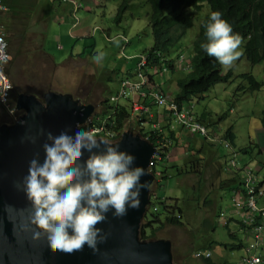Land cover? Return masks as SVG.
<instances>
[{
    "label": "rangeland",
    "instance_id": "rangeland-1",
    "mask_svg": "<svg viewBox=\"0 0 264 264\" xmlns=\"http://www.w3.org/2000/svg\"><path fill=\"white\" fill-rule=\"evenodd\" d=\"M122 1H85L88 8L76 11L81 21L72 33L68 32L69 37H81L88 29L97 31L91 32L94 38L82 39L85 41L76 49L67 46L63 52L59 51L61 54L58 60L65 61L64 67L59 69L41 58V54L37 55L33 46L26 44L34 36L31 30L4 22L11 51L8 72L16 93L43 97L49 91H54L55 83L59 81V89L82 103L93 104L96 107L95 113L103 112V104L109 99V102H115L121 80L127 71L133 69L136 58L148 53L155 43L150 27L153 9L149 0H129L128 9L118 25L115 18ZM92 2L97 5L94 6ZM53 6L51 4L50 8ZM189 13L193 15L194 27L188 30L186 37L173 49L174 57L183 53L189 57L192 55L194 40L202 20L209 15L210 8L206 4L201 12L189 10ZM67 19L64 21L65 29L71 19L74 23L73 18ZM53 25L54 23H50V26ZM104 29L111 31L112 41H108L103 35ZM59 32L64 33V30L60 28L57 34ZM48 35L54 37L51 32ZM121 35L127 40L126 47L120 40ZM63 43L66 44L65 39ZM96 43L95 53L90 52V48ZM90 44L93 45L89 47ZM246 44L247 42H242L238 49L242 53L238 60L231 66H222L224 75L233 73L232 80L220 83L187 106L196 117L205 113L204 122L210 124L209 127L218 139L227 131L233 130L237 137L235 146L227 148L219 141L207 145L204 138L181 131L185 147L195 142L194 149L186 153L183 161L185 164L178 160L185 156L182 149L175 154L170 153L167 163L169 179L162 176L150 186L151 203L165 204L168 207L178 205L184 210L182 225H166L157 232L154 239L173 242L178 264H200L196 258L199 249L211 252L215 261H226V264H243V257L249 253V240L243 225L246 211L237 207L235 199L248 168H252L256 176L264 177V64L253 66L248 61L245 55ZM100 53L103 57L97 62L93 57ZM72 56L76 59L70 61ZM187 74L182 71L167 73L162 90L166 93L171 91L176 96L179 93L178 81ZM248 74L261 83L260 91L251 89L249 82L243 77ZM124 103L125 101H121V104ZM151 108L154 114L160 112L164 115L168 111L156 104ZM128 109L129 112L132 111L130 105ZM243 149H248L249 153H244ZM187 157L191 158L185 162ZM167 165L160 163L157 168L164 172ZM259 208L264 209V195L259 198ZM221 213L224 214L223 218ZM225 220L231 222L229 227L225 226ZM213 222L215 231L207 228V223ZM155 227L156 225L147 234L150 235ZM240 244L244 248L232 249ZM260 253L264 255V243Z\"/></svg>",
    "mask_w": 264,
    "mask_h": 264
},
{
    "label": "clouds",
    "instance_id": "clouds-1",
    "mask_svg": "<svg viewBox=\"0 0 264 264\" xmlns=\"http://www.w3.org/2000/svg\"><path fill=\"white\" fill-rule=\"evenodd\" d=\"M75 3L83 5L81 2ZM4 7L6 11L2 14L1 24L3 25L9 46L10 60L6 67V74L12 87V91L10 92L8 105L2 103L0 99V107L2 108H0V116L2 115L0 118V127L5 125L14 126L27 114L26 110L18 109V100L23 94L16 93L15 87L8 72V68L11 63V51L8 33L4 22H7V16L9 13L11 15L14 13H12L11 10L5 6V4ZM81 9H84V5ZM76 11L78 10H75L74 15L75 27L78 26L81 21L77 17ZM16 13H18L21 18H24L23 22L19 23L16 21L10 23L29 29L32 33L34 31L32 14L28 12ZM204 28L206 29V41L200 46L207 52L208 56L215 57L221 66H231L234 61L239 59L242 53L238 51V49L241 47L242 37L238 33L233 32L232 26L222 18V14L220 12H212L205 21ZM92 31L95 33L97 29H93ZM89 37L94 38L92 33ZM106 38L108 41H112L111 36H106ZM120 40L125 44L124 47H126L127 40L124 35L120 36ZM27 45L33 46V50L35 49L34 52L37 53V55L41 54L38 52L37 48H35L37 44ZM59 49L61 50L63 47L61 46ZM150 53L151 52L139 55L136 58L135 67L131 69L132 71L129 69L131 73L130 71L129 73L127 72L125 77L121 80L118 96L125 82L135 81L137 63L139 62L140 58H143L144 56H148L149 58L147 71L150 76L153 75V72L157 70L158 66L163 63L170 66V71L168 73L172 72L175 74L176 72L180 71L190 73L192 70L190 65L192 55L189 57L183 53L178 57H174L173 52H171L169 56L168 54L160 53H155L153 56ZM41 55L40 57L43 58ZM47 56L49 57V55ZM102 57L103 54L100 53L97 56H94L93 59L99 62ZM181 57H184L186 60L185 66L183 68H177L176 63ZM4 59L6 62L7 57H4ZM173 69H176V72H174ZM166 74L167 73H165L164 76ZM164 76L162 77L163 81ZM49 93L71 95L55 91H49L46 94ZM46 94H44V96ZM168 94H170L176 101L177 97L175 94H173L171 91ZM36 97L44 101L43 97ZM117 99L115 102L110 101L111 105L123 107L129 112L128 105L131 106V101ZM74 101L80 102L81 105H90L82 103L75 98ZM121 101H125V103L121 104ZM148 106L152 107L153 105L150 104ZM186 109L192 111L190 108ZM166 113L169 115L168 112ZM95 115L96 113H94L85 124L77 125V131L74 135L69 134L70 129L61 131L58 135L48 132L47 140L50 141V143L45 142L43 144L45 154L43 162L41 163L39 155L37 154L36 158H33L29 161L28 174L23 178V191L25 192V195L32 206L31 211L28 212L27 215V225L23 230L32 231L33 240L45 239L47 241L48 247L53 252H58L61 254H73L75 252L81 251L85 245L92 249L93 252H96L98 250V244L106 238L103 235V230L96 226L103 223L107 219V213L109 211H112L113 217L122 218L128 214L129 209L138 210L141 204V191L144 188H148V183H142L141 178L145 174L152 175L155 177L153 181L154 183L158 181V178L164 176V172L157 168V164H160L158 163L159 160L163 159V153H167L168 160L169 154L173 153L172 151L175 147L173 129H170V131L173 132H169V130L163 127L162 124L160 128L156 127L155 125L159 124L160 120H156L154 115L151 113H148L147 116L143 115L142 117L145 119V122L139 123L137 121L138 114H133V111L129 112V118L125 122L126 128H122L121 130L115 132L105 129L113 136L106 135L105 133L97 134L94 129L92 130L93 126H100L94 121ZM151 115H153V118ZM194 117L208 128L209 132L207 135L202 136L193 134L175 121H172L175 123V125L180 126L183 130L193 136L205 138L210 142H213L212 140L217 139V141L224 143V146L227 148H232L235 146L231 141L224 138L226 133L224 136L218 139L213 129L209 127L210 124L202 121L201 117H196L195 115ZM128 131H130L132 134L139 135L149 143H151L149 141L150 137L156 138L158 140V150L155 151L154 155L152 156L146 172L143 167L134 166L136 159L134 155L129 154L127 151L119 150V144H112L120 141L123 138V135ZM139 131L145 134L147 138L143 137ZM33 142L35 141L33 140ZM226 144H228V146H226ZM167 148L169 150H166ZM85 151L89 154L86 160L83 159ZM151 162H153V165ZM262 181H264V179L260 178L258 188L263 189L264 191V185H260ZM151 198L152 196L150 194L147 213L142 222L150 213L152 204ZM152 209L154 211L157 210L156 207H153ZM222 214L223 213L220 215L221 218L224 217V214L223 216ZM183 218L184 216L182 219ZM229 223L231 222L228 220L224 221L226 227H229ZM243 225L246 228L245 235L249 240V247L250 243L253 241V234L250 231V227L245 222H243ZM149 230L150 229H148V231ZM140 240L152 241L154 239L140 238ZM263 243L264 236L261 250L263 249ZM238 246H242V248H244L243 244ZM232 249L236 250L234 248ZM261 250H259L258 253H260ZM173 254L175 264H178L174 253V245ZM245 257H243L242 260L243 264ZM262 257L264 259V255H262ZM196 258L199 261L203 259H211L212 261L216 262V264H226V261H215L212 253L205 249H199L196 252Z\"/></svg>",
    "mask_w": 264,
    "mask_h": 264
},
{
    "label": "water",
    "instance_id": "water-1",
    "mask_svg": "<svg viewBox=\"0 0 264 264\" xmlns=\"http://www.w3.org/2000/svg\"><path fill=\"white\" fill-rule=\"evenodd\" d=\"M43 98L44 101L33 95H21L18 109L26 110V116L14 126L0 127V264H175L171 241H147L139 237L155 178L152 175L141 178L148 188L141 191L138 210L129 209L122 218L113 217L109 211L107 219L96 226L106 237L96 252L87 245L73 254L53 252L45 239L33 240L32 231L23 230L32 207L23 191L29 161L38 154L43 162V144L50 143L48 132L58 135L70 129L69 134L74 135L77 125L85 124L96 110L92 104L74 101L71 95L49 93ZM112 144H119V150L134 155V166L143 167L145 172L158 150L156 145L130 131ZM88 155L85 151L83 159Z\"/></svg>",
    "mask_w": 264,
    "mask_h": 264
},
{
    "label": "trees",
    "instance_id": "trees-1",
    "mask_svg": "<svg viewBox=\"0 0 264 264\" xmlns=\"http://www.w3.org/2000/svg\"><path fill=\"white\" fill-rule=\"evenodd\" d=\"M25 0H4L5 6L14 9L15 12L20 10L19 3ZM57 3L62 5L58 0ZM152 6V15L150 27L153 31L155 43L149 51L154 56L155 53L171 54L173 49L186 37L188 30L194 27V18L189 10L201 12L207 4L210 8L209 15H206L201 22L200 30L194 40L192 46V57L190 61L191 72L185 77H181L178 81L179 93L176 95L177 103L180 107L188 108L192 105L194 99H198L207 94L212 88L220 85V83H228L233 78V73L224 75L222 66L215 57L208 56L207 52L201 48V44L206 41L204 23L212 12H220L222 18L225 19L233 28L234 33H238L242 37V42H247L245 46V55L253 66L264 64V0H149ZM129 0H123L115 18L116 23L121 24L124 13L128 9ZM18 13H14L9 17L7 23L23 22ZM48 60L47 54L41 55ZM161 63V62H159ZM176 69H173L174 72ZM130 70L127 72L129 73ZM246 81L249 82L251 89L255 92L262 89V85L255 79L253 75H244ZM204 117V115H203ZM202 117V118H203ZM129 118V112L119 106H113L106 101L103 104V112L96 113L94 121L106 130L115 132L126 128V120ZM264 127V118H263ZM143 137L145 134L139 131ZM225 139L236 144V134L233 130L226 132ZM149 141L159 146L156 138L150 137ZM166 150H169L168 148ZM244 153H249L248 149H243ZM163 159L158 163L167 165V153H163ZM168 168L164 171V178H168ZM182 172L184 168L182 167ZM242 187L240 190L246 192V181L242 179ZM264 185V181L260 183ZM156 207L154 211L152 208ZM183 208L178 205L166 206L165 204H151L149 215L142 222L140 228V238L155 239L158 231L162 230L166 225H182V217L184 216ZM181 217H180V216ZM151 234L148 235V229L153 228ZM207 228L215 231V224L207 223ZM236 250L242 249V246L234 247ZM201 264H216L211 259L200 260Z\"/></svg>",
    "mask_w": 264,
    "mask_h": 264
},
{
    "label": "built area",
    "instance_id": "built-area-1",
    "mask_svg": "<svg viewBox=\"0 0 264 264\" xmlns=\"http://www.w3.org/2000/svg\"><path fill=\"white\" fill-rule=\"evenodd\" d=\"M62 5H73L75 10L83 7L81 4L75 3L73 0H58ZM6 11L3 0H0V99L5 105L9 103L10 92L12 87L7 78L6 67L10 60L9 46L5 36L2 23V14ZM4 57H7L5 62ZM163 63V62H162ZM186 60L181 57L176 63L177 68H183ZM149 64L148 56L140 58L136 66V77L134 82H125L117 100H130L133 114H138L137 121L145 122L142 117L151 113V107L148 105H157L168 109L169 116L173 121L186 128L193 134L207 135L208 128L198 121L192 111L181 108L172 96L162 90V77L170 71V66L165 63L158 66L153 75H149L147 68ZM150 101V103H146ZM149 117V116H148ZM153 118V115H151ZM160 128L161 122L155 125ZM97 134L105 133L113 136L102 126H93L92 130ZM168 144V143H166ZM228 146V144H226ZM153 165V162H151ZM246 181V192H239L235 203L237 207L245 209V223L250 227L253 234V241L250 243L249 254L244 258V264H264V259L259 250H261L262 240L264 236V210L259 208V198L264 195L263 189L258 188L260 177L255 175L252 168H248L244 177ZM223 216V214H222Z\"/></svg>",
    "mask_w": 264,
    "mask_h": 264
},
{
    "label": "crops",
    "instance_id": "crops-1",
    "mask_svg": "<svg viewBox=\"0 0 264 264\" xmlns=\"http://www.w3.org/2000/svg\"><path fill=\"white\" fill-rule=\"evenodd\" d=\"M79 2H81L84 5V9L88 8V5L86 4V0H78ZM93 3V2H92ZM54 4L53 8H56V10H54L53 8H50V5ZM58 4V5H57ZM94 6H96V3ZM19 7L20 10L18 11L19 13L22 12H28L32 14V20H33V29L34 31L32 32V34L34 36H31L30 40L26 42V44H34L36 45V48L38 50V52H40L41 54L45 53L47 55H49L48 57V62L50 64H53V66L57 69L59 68H63L65 65V61H59L58 57L60 56V52H63L64 48L71 47L74 49H76L78 46H80L81 44H83L82 39H88V37L91 34V30L90 29H86L87 32L85 33V35L81 36V37H69L68 32L72 33V30H74L75 28H77L78 26H74L73 20H70V23L68 24L67 29H65L66 24L64 23V21L67 19V17H71L74 19V15H75V10L73 8V6H64V5H60L59 3H57L55 0H25L19 3ZM10 9V8H9ZM12 13H16L15 10L12 8L10 9ZM57 14V16H55ZM64 15H66V17H63ZM11 16V14L9 13L7 16V20H9V17ZM36 16H38V19L36 18ZM68 21V19H67ZM50 23H54L53 26H50ZM60 23V25H59ZM56 25L57 28H56ZM60 28H62L64 30V33L62 32L60 34H57V31ZM48 30V31H47ZM51 32L54 34V37L51 38V35H48V33ZM103 35L106 36H111V31L108 29H104L102 30ZM66 40V44L64 45L63 40ZM91 39H89L90 41ZM62 44L63 49H59V47H61ZM93 44H90L89 47H91ZM97 43L90 48V52L95 53L96 51V47ZM96 47V48H95ZM76 58H74L73 56L70 58L71 60H74ZM131 70V69H130ZM132 71V70H131ZM130 71V73H131ZM59 85V81H56L55 83V92H59V93H64L63 90L58 88ZM146 103H150V101H146ZM151 114L154 115V118L156 120H160L161 124L163 125V127H165L166 129L169 130V132H173L174 131V139H175V144L176 149H173V153L175 154L176 152H178L179 150H183V152L185 153V156L182 158H178V160H182V164L184 161V158H186V153H190L192 148H194V143L191 146L185 147L186 142L184 141L183 137H182V133L186 132L185 130H183L180 126H175V123H173L171 117L165 113L164 115L160 112L158 113H153L151 110ZM203 115L205 116V113L202 114L201 116V120L205 121V117H203ZM203 117V118H202ZM173 129V131H170V129ZM197 137V136H196ZM202 138V137H201ZM205 139V138H204ZM206 141L207 145H212V142L209 144V141ZM213 142L217 141V139L212 140ZM198 143V142H197ZM199 148V147H198ZM176 157V156H175ZM191 157H187L185 162H188L190 160ZM261 178V177H260ZM264 179V177H262Z\"/></svg>",
    "mask_w": 264,
    "mask_h": 264
},
{
    "label": "flooded vegetation",
    "instance_id": "flooded-vegetation-1",
    "mask_svg": "<svg viewBox=\"0 0 264 264\" xmlns=\"http://www.w3.org/2000/svg\"><path fill=\"white\" fill-rule=\"evenodd\" d=\"M1 108V107H0ZM2 109V108H1ZM1 113V112H0Z\"/></svg>",
    "mask_w": 264,
    "mask_h": 264
}]
</instances>
